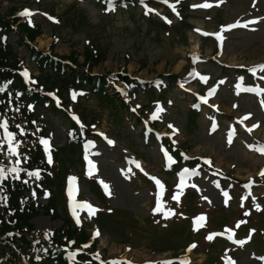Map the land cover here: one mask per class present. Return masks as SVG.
Listing matches in <instances>:
<instances>
[{"label": "rangeland", "instance_id": "rangeland-1", "mask_svg": "<svg viewBox=\"0 0 264 264\" xmlns=\"http://www.w3.org/2000/svg\"><path fill=\"white\" fill-rule=\"evenodd\" d=\"M148 1L156 6L154 0ZM208 2L211 3L208 8L193 7ZM97 3L98 0H0V18L11 27L6 32L7 40L14 44L18 30L35 51L66 59L70 65L64 66L65 71L72 65L75 70L89 72L90 76L106 81V90L110 95L114 93L117 99L120 98L114 92L115 86H121L126 92L121 83L113 82L119 79V73L137 78L145 84L160 74L185 78L189 68H195L201 71L202 77L207 78V83L202 77L192 82L184 80L187 83L186 91L173 83L165 92L155 93L150 102L147 101V93L133 95L131 106L135 112H131L126 104H113L112 107L108 98L90 94L88 90L85 93L72 89L67 94L63 92L62 109L71 114L80 113L87 129L95 128L94 131L114 141L113 145H107L104 136L90 138L86 135L85 139L92 141L94 146L86 153L82 151L81 157L86 167L89 161L95 163L96 171L92 173L84 170L83 163L77 159L79 145H68L78 143L67 142V131L71 126L67 114L41 106L40 112L50 132H45L46 136L44 131L35 129L25 140H17L21 144L19 159L36 151L43 161H49L52 152L56 156L57 164L54 158L49 166L54 177L48 175L52 181L47 180L51 182L49 191L53 197L49 201H54L58 217L64 216L63 205L68 207L71 204L72 198L65 186L70 178L75 177L80 182L79 200L88 201L96 208L101 207L97 216L82 212L80 217L89 235L88 241H94L97 254L103 261L118 258L136 264H153L185 258L190 261L189 264H212L218 262L220 256L217 248L223 245L220 242L210 245L199 241L194 249L189 250V241L209 235L236 238L230 222H254L248 235L254 234L255 226L259 227L253 240L255 249L257 242L262 247L263 215L256 212L264 209V176L260 174L264 153L257 150L264 143V106L254 95L239 93V80L257 83L251 80L247 69L264 65V0H179V15L166 14L167 19L161 16L165 12L160 7L157 8L159 16L154 14L157 17L153 15L149 18L141 13L139 6L126 8V5H122L120 8L119 5L107 12L101 10ZM25 9L33 14L18 16V10ZM246 20L257 22L246 23L247 27L221 29L226 28L222 26ZM23 28L34 30L31 31L32 38H27V31ZM214 31L222 34L220 40L209 38ZM29 46L19 43L13 46V50L18 56L17 63H20V76L23 77L22 72L27 69L28 82L32 83V77L39 75L40 70L35 60H30ZM95 51L103 54L102 62L96 63L84 57L86 52L89 56H96ZM194 58L197 62L193 64ZM258 73L264 76V71L259 69ZM211 85L219 87L216 96L207 104L200 105V112L195 115L189 110L192 95L199 90V86L205 90ZM123 97L129 98L126 94ZM213 107L217 108L218 113L210 111ZM136 113L148 119L155 116L157 122L154 127L164 133L174 146H179L186 157L205 159L218 172L234 178L231 182L226 175L224 185H232L219 187L212 175L200 171L187 186L198 191L199 195L191 199L195 206L208 205L214 209L226 205L227 209L217 208L215 211L217 226H211L204 220L201 223L194 218L183 219L180 212L175 213L174 210L182 207L188 197L177 190L176 174L167 175L163 187H159L166 211H174L175 214L158 216L159 212L154 211L153 206L151 211V196L154 193L150 190L155 188L150 185L156 180L163 181V164L168 157L160 153L157 139H143L140 133L142 122H136ZM233 118L243 121V126L228 128L233 124ZM74 130L80 136L81 129ZM17 132L21 134L19 128ZM43 140L48 141L47 151ZM133 156L139 159L142 167L132 174L128 172L130 163L127 160ZM75 170L80 175H75ZM66 174L69 175L67 183L62 182ZM248 177H253L255 184L248 199L251 207L246 211L240 209L242 203L237 197L243 193L241 182ZM87 178L99 188L102 185L100 181H104L109 186L106 191L108 197L99 198L96 184ZM57 179L59 183L55 181ZM175 195L176 199H173ZM36 199L41 206L48 203L42 196ZM110 211L112 213L108 214ZM196 211L189 205L186 214ZM196 216L199 218L202 215L197 212ZM31 223L37 230L52 231L61 226L59 218H53L44 211L37 214ZM191 224L198 227L195 233L190 230ZM96 231L99 232L98 236ZM246 247L237 257L241 264H254L247 256L250 244Z\"/></svg>", "mask_w": 264, "mask_h": 264}, {"label": "trees", "instance_id": "trees-1", "mask_svg": "<svg viewBox=\"0 0 264 264\" xmlns=\"http://www.w3.org/2000/svg\"><path fill=\"white\" fill-rule=\"evenodd\" d=\"M0 28V34L11 29L8 23L1 18ZM23 29L27 31V38H32L31 31L34 30ZM37 30H39L38 25ZM17 33L18 38L14 44L11 40H7L4 43L0 42V118L4 114L7 117H12L8 120L9 125L26 122L28 127H31L33 126V121L39 123L41 120L38 117L40 107L45 103L52 107V102L45 95V92L52 90L57 85L61 96H63V92L66 93L68 91L67 86L82 89L89 88L98 96L108 98L110 106L113 104L115 106V99L107 95L103 88L104 82L98 84L94 77L89 75V72L84 73L85 76L79 77L74 69L69 72L63 71L61 60L66 59L58 58V60H54L49 54L42 55V53L35 51L26 43L21 32L17 30ZM23 42L29 46L31 55L35 54L34 58L37 60L40 70V74L34 77L35 83L31 86L27 85L19 75L18 56L13 50L14 45ZM87 52L84 57H88L96 63L102 62L104 56L100 51H97L98 54L96 52V56H89ZM29 106H31L30 109H28ZM38 157V151L28 154L26 157V163H29L28 166L34 164L33 162ZM55 181L60 182L58 179ZM0 187V191L7 194L6 201L0 200V264H68L62 248L68 244L67 239L74 238L76 244L85 240L84 231L77 230L66 217H58L54 201L52 200L50 202L52 207L50 208L53 209L54 216L61 219L62 224L49 239H46L42 230L35 229L30 222L33 216L40 212L42 208L41 206L35 207L31 200L26 198L27 185L22 180H16L4 182ZM47 208L43 207V210L46 211ZM93 248L94 245H92ZM87 260H89L88 253L84 252L74 264H95L91 261L87 263Z\"/></svg>", "mask_w": 264, "mask_h": 264}, {"label": "snow or ice", "instance_id": "snow-or-ice-1", "mask_svg": "<svg viewBox=\"0 0 264 264\" xmlns=\"http://www.w3.org/2000/svg\"><path fill=\"white\" fill-rule=\"evenodd\" d=\"M163 2L164 3H168V0H163ZM109 3H111V0H109ZM141 3H145V0H141ZM176 3H179V0H176ZM169 6L172 8V10L174 12L176 11L175 5L170 4ZM210 6L211 5L208 4V3H204V4H201V5H193V7H203V8H208ZM145 7L147 8V4L146 3H145ZM31 14L32 13L29 10H27V9H25L24 12L21 13V15H26V16H30ZM177 15H179V13H177ZM29 22H31V21H29ZM168 22L170 23L171 21H168ZM256 22L257 21H255V20L249 21V23H256ZM238 25H239V21H237L234 24H230V25L222 26V27H226L227 29H232V28L237 27ZM239 26L247 27V24H245V25H239ZM203 35H209V33H203ZM215 35H216L217 40H220L221 39V36H220L219 33H216ZM256 68H259L261 71H264V65H258L255 68L249 69V71L255 73ZM22 76L26 79V82L29 80V72H28L27 69H25L22 72ZM262 78H264V77H262ZM202 79H204L205 81L207 80L206 77H202ZM31 82L32 83H35V81H31ZM214 91H215V89H211L209 94L214 93ZM73 98H75V94L73 95ZM199 98L201 100H204L205 99L204 97H199ZM261 105L264 106V100L261 101ZM195 106L196 105H194V107ZM29 107H31V106H29ZM133 111H135V109H133ZM0 128H3L4 129V133H5V135L3 137H0V140H7L9 152L10 153H15L17 149L12 144V141H13V132H11V131L8 130L7 121L0 123ZM100 135L101 136H104L103 133H101ZM104 138L107 140V143L109 145L114 144V141H112L111 139H108L106 136H104ZM42 143L45 145V150L47 151L48 150V141L47 140H43ZM88 143L90 145H93V142L92 141H89ZM257 150L260 151L261 153H264V146L259 147ZM169 159H170V157H169ZM17 163H19V161H17ZM49 163H51V157L50 156H49ZM89 163H91V162L89 161ZM137 167H139L138 164H137ZM17 171H18V169H16V168H12L11 169V172H13V173H15ZM187 171L188 170L185 169V172H187ZM3 172H4V169H0V175H3ZM29 175L38 176L39 175V171L37 170V171L31 172V173H29ZM261 175L264 176V171L261 172ZM70 179L75 180V177H72ZM153 179H155V178H153ZM100 183L103 185L105 191H108L109 186L104 181H100ZM181 183H183V177L181 179ZM156 184L158 186H160L161 188L163 187V185L161 184V182L159 180H156ZM225 195H227V193H225ZM6 199H7L6 197H0V200L6 201ZM173 199H176V197H173ZM89 207H91V206L89 205ZM257 209H259V205H257ZM154 211L159 212L160 211V207L157 206L154 209ZM199 219L200 220H204L205 217L204 216H200ZM237 226H239V225H237ZM96 235H99V232L98 231H97ZM212 238H213L212 235H209L207 237V239H209V240H211ZM237 243H240V241H237ZM192 247H195V245L194 244L191 245L189 247V250H191ZM75 254H76L75 252H69L68 253L69 259L72 260L74 258V256H75ZM262 259H264V258H262ZM108 264H130V262H124V261H120L118 259H114V260L108 262ZM160 264H174V262L171 261V260H167V261L160 262ZM179 264H188V261L186 259L185 260H181V261H179ZM229 264H234V262L229 261Z\"/></svg>", "mask_w": 264, "mask_h": 264}, {"label": "bare ground", "instance_id": "bare-ground-1", "mask_svg": "<svg viewBox=\"0 0 264 264\" xmlns=\"http://www.w3.org/2000/svg\"><path fill=\"white\" fill-rule=\"evenodd\" d=\"M141 167H142V165H141Z\"/></svg>", "mask_w": 264, "mask_h": 264}]
</instances>
